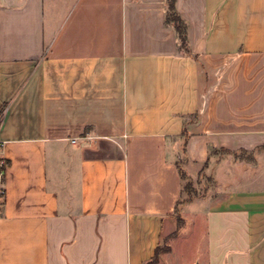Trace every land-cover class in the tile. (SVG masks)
Segmentation results:
<instances>
[{
    "label": "crops",
    "instance_id": "0c3cea01",
    "mask_svg": "<svg viewBox=\"0 0 264 264\" xmlns=\"http://www.w3.org/2000/svg\"><path fill=\"white\" fill-rule=\"evenodd\" d=\"M167 10L0 0V264H148L178 208L203 264H264V0H175L187 54Z\"/></svg>",
    "mask_w": 264,
    "mask_h": 264
},
{
    "label": "rangeland",
    "instance_id": "374dc122",
    "mask_svg": "<svg viewBox=\"0 0 264 264\" xmlns=\"http://www.w3.org/2000/svg\"><path fill=\"white\" fill-rule=\"evenodd\" d=\"M221 155V157H227L228 154L221 152ZM240 157H244V154H240ZM180 163L182 164V161ZM220 168H222V163L213 165V168L210 169L212 173H201L195 179L185 176L186 179L182 183L183 194L180 205L203 199L210 192L215 195L214 192L222 184V181L217 180L215 177L216 171ZM168 222L169 227L164 232V239L158 249L155 264L158 263L161 255L169 252V245L172 247V253L168 257H164L162 264H190L196 257H199L201 264H203V259H205L206 222L202 212L196 213L190 219L185 220L181 208H178L170 221L165 222V227ZM177 237L179 238L176 241L170 243L172 239ZM196 263L198 264L197 260L193 262V264Z\"/></svg>",
    "mask_w": 264,
    "mask_h": 264
},
{
    "label": "trees",
    "instance_id": "16d2710c",
    "mask_svg": "<svg viewBox=\"0 0 264 264\" xmlns=\"http://www.w3.org/2000/svg\"><path fill=\"white\" fill-rule=\"evenodd\" d=\"M174 2H175V0H167V9L168 10H167L165 22H166V24L173 26L174 30L176 31V34L178 35V39L180 41V50H182L185 54H187L188 50L186 48L187 46H186L185 24L174 11ZM0 118H1V112H0ZM0 160H1V158H0ZM6 166H7V162L4 161V165L2 167H0V171L2 172V179H1L2 183H3V179H4L3 173H4ZM179 174H180V178L182 179V181H184L186 178H185L184 172L181 169H179ZM157 255H158V249H156L154 258L148 264H155V262L157 260Z\"/></svg>",
    "mask_w": 264,
    "mask_h": 264
},
{
    "label": "built area",
    "instance_id": "2783aa9c",
    "mask_svg": "<svg viewBox=\"0 0 264 264\" xmlns=\"http://www.w3.org/2000/svg\"><path fill=\"white\" fill-rule=\"evenodd\" d=\"M71 142L74 143L75 140H71ZM0 145H1V143H0ZM3 165H4V161L1 159V160H0V167H2ZM1 179H2V172L0 171V185H1V187H2V181H1ZM3 196H4V189H3V187H2V188L0 189V204H1V202H2Z\"/></svg>",
    "mask_w": 264,
    "mask_h": 264
}]
</instances>
